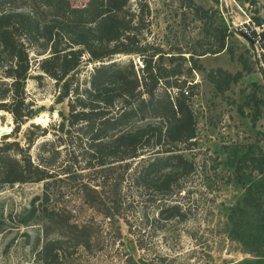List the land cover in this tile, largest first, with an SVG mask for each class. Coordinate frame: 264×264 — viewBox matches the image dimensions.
<instances>
[{
	"label": "trees",
	"instance_id": "trees-1",
	"mask_svg": "<svg viewBox=\"0 0 264 264\" xmlns=\"http://www.w3.org/2000/svg\"><path fill=\"white\" fill-rule=\"evenodd\" d=\"M4 1L8 7L0 8V112L11 114L16 133L33 119L25 90L33 66L39 76L56 81L57 103L67 101L69 107L68 116L62 114L60 124L51 128L64 132L62 145L74 148L60 175L77 185L78 207L48 206V185L58 174L54 163L60 150L46 140L37 161L30 154V146L47 134V127L35 138L28 135L27 146L10 140V134L0 146L1 183L45 184L43 194L36 195L17 220L22 226L42 225V264H72L83 255L103 258L100 264H170L167 255L155 250L153 234L168 231L191 214L186 179L196 170L188 154L197 138L191 104L195 85L187 86L188 80L180 78V65L161 66L164 52L158 48L147 56L141 53L145 47L133 34L138 27L133 0H88L81 6L69 0H35L29 6ZM216 47L198 55L220 53L225 44ZM121 54H139L143 67L137 70L134 61L117 60ZM88 64L94 65L82 78ZM240 77L222 69L210 73L219 91ZM260 116L257 105L253 119ZM34 128L41 126L32 122L31 134ZM71 128L76 129L75 140ZM247 158L236 167L242 181L241 164ZM252 160L259 177L246 186L243 204L235 208L246 220L231 216L240 229L233 239L246 252L264 256V153L253 154ZM120 220L135 237L141 258L120 247ZM2 224L0 219V230Z\"/></svg>",
	"mask_w": 264,
	"mask_h": 264
},
{
	"label": "rangeland",
	"instance_id": "rangeland-1",
	"mask_svg": "<svg viewBox=\"0 0 264 264\" xmlns=\"http://www.w3.org/2000/svg\"><path fill=\"white\" fill-rule=\"evenodd\" d=\"M69 1L81 6L88 0ZM15 2L18 6H29L35 0ZM133 5L138 25L133 34L145 47L141 53L147 56L158 48L164 52L160 65L167 68L180 65L183 71L180 78L188 80L187 86L189 82L195 85L191 104L197 119V138L195 148L188 154L194 159L196 170L186 179V201L190 202L191 214L185 222H174L175 227L168 231L154 235L151 230L155 250L167 255L170 264H264V256L246 252L240 241L234 240L235 232L240 230L235 226L236 221L246 220L235 208L243 204L246 186L259 177L252 155L264 153V0H192V3L188 0H133ZM197 6L203 10L198 11ZM2 7H8L4 0H0ZM224 34H227L225 38ZM222 42L225 47L220 53L198 55L215 50ZM116 59L134 61L137 70L143 67L139 54H121ZM93 65L84 67L82 78L89 75ZM191 66L194 67L189 71ZM219 69L232 76L241 73V77L225 91H219L210 80V73ZM39 74L41 72L33 66L25 87L27 99L34 108L32 120L16 133L11 114L0 112V146L6 134H10V140L27 146L28 135L35 138L47 127V134L30 146V154L37 161L46 140L55 143L60 150L54 163L58 174L48 185V206L78 207L77 185L60 175L74 148L72 144L62 145L59 137L64 132L51 128L60 124L62 114L68 116V102L57 103L59 85L51 77ZM257 105L262 116L255 121ZM32 122L41 128H34L31 134ZM75 130H70L74 140ZM245 155L248 158L241 164L245 178L242 181L236 167ZM44 189L43 182H0V219L4 220L0 230V264H42L38 253L45 239L42 225L22 226L17 220ZM231 216L236 221L231 222ZM120 226L124 242L120 247L136 259L141 258L143 253L128 225L120 220ZM102 259L83 255L71 263L100 264Z\"/></svg>",
	"mask_w": 264,
	"mask_h": 264
},
{
	"label": "built area",
	"instance_id": "built-area-1",
	"mask_svg": "<svg viewBox=\"0 0 264 264\" xmlns=\"http://www.w3.org/2000/svg\"><path fill=\"white\" fill-rule=\"evenodd\" d=\"M185 93H186V94H188V93H189V92H188V90H187V91H185Z\"/></svg>",
	"mask_w": 264,
	"mask_h": 264
}]
</instances>
